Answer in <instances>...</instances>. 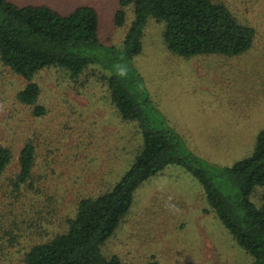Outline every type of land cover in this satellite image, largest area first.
Wrapping results in <instances>:
<instances>
[{
	"label": "rangeland",
	"instance_id": "1",
	"mask_svg": "<svg viewBox=\"0 0 264 264\" xmlns=\"http://www.w3.org/2000/svg\"><path fill=\"white\" fill-rule=\"evenodd\" d=\"M13 1L62 13L90 5L98 12L99 41L106 47L120 46L132 18L129 8L125 24L115 25L117 0ZM214 1L238 23L255 28L246 54L173 55L163 43V25L150 19L133 66L157 115L187 150L209 164L230 166L252 153L264 127V0ZM102 71L89 68L75 79L57 68L38 72L33 81L45 114L36 117L15 97L26 81L0 62V145L13 153L0 176V264H24L30 247L63 233L78 200L111 188L140 151L136 123L116 114ZM27 142L35 148L32 180L16 189L17 156ZM101 250L125 264L152 258L159 264H254L208 210L197 181L175 165L140 185Z\"/></svg>",
	"mask_w": 264,
	"mask_h": 264
},
{
	"label": "trees",
	"instance_id": "2",
	"mask_svg": "<svg viewBox=\"0 0 264 264\" xmlns=\"http://www.w3.org/2000/svg\"><path fill=\"white\" fill-rule=\"evenodd\" d=\"M117 1L115 25L125 24L129 8L132 18L120 46L106 47L99 41L98 12L90 5L62 13L46 4L0 0V62L26 81L15 96L19 103L31 107L34 116H43L39 86L33 81L38 72L57 68L75 79L98 67L105 71L102 81L116 114L123 122H135L142 137L140 151L120 179L97 196L80 198L73 217L66 220V230L30 247L24 264H125L116 255L104 257L101 248L128 213L135 191L170 165L197 181L208 210L235 244L254 264H264V127L252 153L232 165L200 160L157 115L133 66L150 19L163 25L167 51L184 58L242 56L253 46L255 28L238 23L224 4L214 0ZM12 160V151L0 145V176ZM34 161V145L27 142L17 156L16 189L32 180ZM147 264L159 263L152 258Z\"/></svg>",
	"mask_w": 264,
	"mask_h": 264
}]
</instances>
